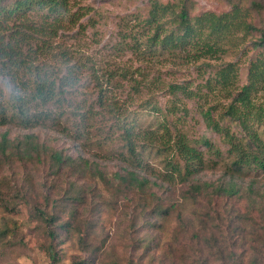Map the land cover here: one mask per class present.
Returning <instances> with one entry per match:
<instances>
[{"label": "rangeland", "instance_id": "1", "mask_svg": "<svg viewBox=\"0 0 264 264\" xmlns=\"http://www.w3.org/2000/svg\"><path fill=\"white\" fill-rule=\"evenodd\" d=\"M195 1L194 14L230 7L224 0ZM257 1L262 8L250 12L260 26L264 0ZM78 6L89 10L76 25L61 26L54 42L61 45L57 49L73 52L72 62L91 58L88 68H82L77 84L64 93L60 104L48 107L50 117L37 119L29 128L15 122L0 124V139L3 133L13 140L34 135L74 161L56 169L45 152L42 161L34 162L21 160L11 151L0 155V264H52L51 247L55 264H220L212 248L221 242L223 231L226 242H234L228 227L234 225L237 242L227 243L226 249L233 247L243 264H264V162L237 175L239 194L202 191L193 196L187 184L162 180L171 154L158 136L165 125L199 151L202 158L200 170L192 175L195 182L217 185L236 176L229 174L228 144L201 116L204 95L172 93L168 84L193 86L201 80L196 67L202 61L209 69L232 62L237 83L244 84L255 54L252 42L259 32L245 42L214 47L215 51L196 60L143 59L128 33L144 31L136 22L147 15L149 0H71L72 11ZM30 18L38 21L39 16ZM80 23L85 27L80 28ZM91 66L101 78L113 73L110 80L102 79L99 102ZM121 68L129 72L123 75ZM2 89L0 79V96L3 93L6 99L8 92ZM250 98L252 107L245 111L261 113L264 84H253ZM221 124L240 136L237 122L224 118ZM248 124L264 145V120ZM125 132L142 162V176L156 182L148 193L126 192L116 178L129 165L122 160L127 151ZM152 190L155 194H150ZM36 208L53 216L52 225L41 220ZM160 208L162 212L157 211ZM48 230L54 231V238ZM205 237H212L211 248Z\"/></svg>", "mask_w": 264, "mask_h": 264}, {"label": "trees", "instance_id": "2", "mask_svg": "<svg viewBox=\"0 0 264 264\" xmlns=\"http://www.w3.org/2000/svg\"><path fill=\"white\" fill-rule=\"evenodd\" d=\"M224 1L230 5L228 10H203L194 14L195 0H149L147 15L136 22V25L138 23L144 27V31L128 33L132 47L143 59L151 56L196 60L204 53L215 51L214 47L223 49L224 43L239 44L253 36L256 31L259 32L252 42L251 49L255 50V54L249 61L247 81L244 84L237 83V71L232 62L209 69L210 65L203 61L196 67L201 80L193 86L185 83L168 84L172 93L193 92L204 95L205 106L201 116L209 129L222 135L232 156L228 172L236 176H228L226 182L221 180L217 185L195 182L192 175L200 170L198 161L202 157L199 151L183 135L173 133L167 126H163L158 135L160 145L169 151L171 157L165 161L167 172L161 178L170 184H187L189 193L193 196L202 191H214V194L225 196L239 194L237 175L242 174L245 167L264 162V145L254 136L253 129L248 124V121H263L264 108L261 113L245 111L252 107L250 91L253 84H264V21L257 26L251 14L254 13L253 10L261 9L262 5L257 0H251L248 5H244L245 0ZM88 10V6H78L72 11L71 0H0V79L3 89L8 92L6 99L3 93L0 96V124L15 122L23 128L31 127L37 119L50 117L48 107L60 104L64 93L77 84L82 68H88L87 63L91 58L84 56L83 59L72 62L73 52L64 47L57 49L61 45L54 41L61 26L76 25ZM30 15H38V21L30 18ZM83 26L79 24L80 28ZM90 68L97 88L96 100L99 102L104 91L102 79L110 80L113 73L110 71L103 74L105 78H101L92 66ZM121 69L125 71L123 75L129 72L127 68ZM224 118L239 124L240 136L222 126L221 119ZM7 135H1L0 155L7 152L10 155L13 152L21 160L34 162L42 161L41 155L45 152L56 169L74 161L71 156L46 146L34 135L25 134L17 140L10 139ZM123 137L127 151L122 160L129 165L122 174L116 173V178L125 185L126 192L148 193L147 190L155 187L156 182L142 176V162L139 161L132 140L126 132ZM204 144L208 145L209 141L205 139ZM95 171L100 179L105 180L104 174L98 168ZM149 192L155 194L153 190ZM36 209L41 220L52 225L55 220L53 216H47L41 208ZM157 211L162 212L161 208ZM228 227L234 233V242H226L227 232L223 231L225 233L221 234V242L217 241L219 245L212 249L219 256L220 264H243V260L233 252V247L226 249L227 243L234 246L237 242V233L234 231L237 226ZM48 233L51 238L55 237L53 230H48ZM210 239L212 237L203 238L209 244L208 248H211ZM48 251L52 264H55L56 253L52 247Z\"/></svg>", "mask_w": 264, "mask_h": 264}]
</instances>
